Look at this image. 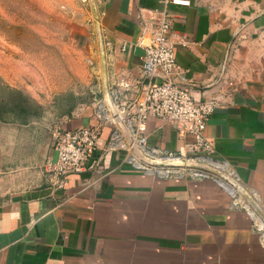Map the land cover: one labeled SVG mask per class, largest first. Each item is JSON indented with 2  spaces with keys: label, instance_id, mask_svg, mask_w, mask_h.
<instances>
[{
  "label": "crops",
  "instance_id": "crops-1",
  "mask_svg": "<svg viewBox=\"0 0 264 264\" xmlns=\"http://www.w3.org/2000/svg\"><path fill=\"white\" fill-rule=\"evenodd\" d=\"M94 1L92 9L91 0H79V24L89 45L103 49L107 68H99L98 52L87 60L92 72L85 68L74 79L100 98L57 114L56 124L57 130L100 126V149L63 187L47 170L54 138L43 169L15 166L21 183L0 194V264H149L151 256L194 264L205 255L208 264H242L249 251L262 256L253 226H264V0ZM164 15L172 19L175 78L195 98L220 101L206 127L216 152L208 157L226 165L247 194L218 175L195 178L191 167L181 177L144 169L130 151L127 121L112 120L115 111L127 116L148 81L144 46ZM145 129L146 147H137L142 157L151 148L193 157L194 136L184 129L155 117ZM152 233L160 252L150 250Z\"/></svg>",
  "mask_w": 264,
  "mask_h": 264
},
{
  "label": "rangeland",
  "instance_id": "rangeland-1",
  "mask_svg": "<svg viewBox=\"0 0 264 264\" xmlns=\"http://www.w3.org/2000/svg\"><path fill=\"white\" fill-rule=\"evenodd\" d=\"M95 2H90L92 9ZM79 9V0H0V194L15 190L21 183L13 176L15 166L30 171L43 169V160L51 151L59 127L57 114L67 112L76 103L89 106L94 98H100L92 96L87 92L88 86L74 79L85 68L92 72L93 64L87 60L98 52L99 68L103 73L107 68L103 49L100 52L89 45L88 33L79 24ZM97 38L99 45V31ZM90 83L94 87V81ZM45 88L62 92L50 97ZM131 146L130 151L135 153L134 144ZM146 160L142 161L144 169L158 174L159 166ZM160 161L156 158L153 162ZM204 172L206 175L200 178L216 176ZM261 220L264 224V209ZM253 229L263 239V255L249 251L247 259L238 263L264 264V226L259 228L256 221ZM150 239L151 252H160L161 244L154 233ZM159 261L151 256L149 264H169ZM194 264H208V257L205 255L204 261Z\"/></svg>",
  "mask_w": 264,
  "mask_h": 264
},
{
  "label": "built area",
  "instance_id": "built-area-1",
  "mask_svg": "<svg viewBox=\"0 0 264 264\" xmlns=\"http://www.w3.org/2000/svg\"><path fill=\"white\" fill-rule=\"evenodd\" d=\"M177 2V1H176ZM155 17H152L154 19ZM172 19L164 15L159 18L150 41L144 46L142 68L148 81L141 85L134 103L128 106L126 117L121 113L114 115L113 121H127L133 144L144 149L147 144L146 122L159 118L184 129L194 136L193 157L179 156L174 153H161L156 148L146 149L147 159H160L166 163L209 164L233 178L234 173L227 166L213 161L215 149L206 136L208 122L220 105L218 99H197L192 89L186 86L184 79L175 78L178 69L176 49L170 40ZM140 42H142L140 40ZM125 49V48H123ZM100 126L80 127L77 129H58L54 133V155L47 162V170L53 175L59 186L63 187L71 176L86 169L87 164L100 149ZM117 137L115 136L116 141ZM205 166V165H203ZM186 167L160 166L159 173L165 176L181 175ZM197 178L205 176L202 170L194 169ZM229 174V175H228ZM236 181V180H235ZM237 182V181H236Z\"/></svg>",
  "mask_w": 264,
  "mask_h": 264
},
{
  "label": "water",
  "instance_id": "water-1",
  "mask_svg": "<svg viewBox=\"0 0 264 264\" xmlns=\"http://www.w3.org/2000/svg\"><path fill=\"white\" fill-rule=\"evenodd\" d=\"M115 115H117V112H114ZM130 141H132L131 137L129 136ZM135 152L138 154V156L141 157V159L146 160V158L142 157L138 151V148L136 146H134ZM147 161V160H146ZM149 164H155V166H174V167H191L193 169H198V170H202V171H209L215 175H218L219 177H221L222 179H224L226 181V185L229 186L231 189L233 187L239 189L242 193H245L244 189L242 188L241 185H239L234 179H232L231 177L227 176L226 174L222 173L221 171H217L215 169L210 168L209 166H203V165H198V164H194V163H180V162H174V163H166V162H153V161H147ZM247 194V193H245ZM248 199L250 198V196H247ZM253 204V203H252ZM256 208V206H254ZM259 211V209H257Z\"/></svg>",
  "mask_w": 264,
  "mask_h": 264
},
{
  "label": "bare ground",
  "instance_id": "bare-ground-1",
  "mask_svg": "<svg viewBox=\"0 0 264 264\" xmlns=\"http://www.w3.org/2000/svg\"><path fill=\"white\" fill-rule=\"evenodd\" d=\"M261 224H262V223H261ZM261 224H260V225H261ZM262 226H263V225H262Z\"/></svg>",
  "mask_w": 264,
  "mask_h": 264
}]
</instances>
